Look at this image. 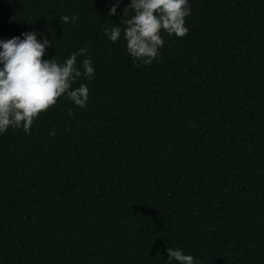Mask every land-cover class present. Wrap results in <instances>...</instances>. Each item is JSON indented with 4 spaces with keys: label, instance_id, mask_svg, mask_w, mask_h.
Here are the masks:
<instances>
[{
    "label": "trees",
    "instance_id": "obj_1",
    "mask_svg": "<svg viewBox=\"0 0 264 264\" xmlns=\"http://www.w3.org/2000/svg\"><path fill=\"white\" fill-rule=\"evenodd\" d=\"M129 2L0 0V38L95 67L86 107L0 133V264H264V0H189L150 64L104 34Z\"/></svg>",
    "mask_w": 264,
    "mask_h": 264
},
{
    "label": "clouds",
    "instance_id": "obj_2",
    "mask_svg": "<svg viewBox=\"0 0 264 264\" xmlns=\"http://www.w3.org/2000/svg\"><path fill=\"white\" fill-rule=\"evenodd\" d=\"M121 3L122 0H110L106 17L117 15ZM190 14L189 0H130L119 16L125 17L124 27L109 25L104 28V34L116 42L123 33L127 53L134 60L150 64L164 44L161 33L184 36L188 32L186 17ZM59 19L63 25L77 17L61 14ZM53 44L56 46L55 40L48 36L38 38L35 29L0 38V133L10 127L29 132L34 118L61 96L75 106L86 107L89 87L84 81H90L95 75L88 47H81L62 60L56 55L43 58ZM79 56L84 58L78 63ZM81 77L84 81H80ZM77 81H80L78 86H74ZM50 134L54 135V130ZM166 251L168 264L173 261L196 264L194 256L180 247L169 246Z\"/></svg>",
    "mask_w": 264,
    "mask_h": 264
}]
</instances>
